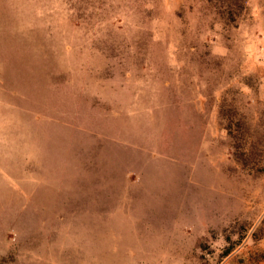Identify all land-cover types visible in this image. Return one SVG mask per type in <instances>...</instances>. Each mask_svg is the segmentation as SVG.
<instances>
[{"label":"rangeland","instance_id":"obj_1","mask_svg":"<svg viewBox=\"0 0 264 264\" xmlns=\"http://www.w3.org/2000/svg\"><path fill=\"white\" fill-rule=\"evenodd\" d=\"M0 264H264V0H0Z\"/></svg>","mask_w":264,"mask_h":264}]
</instances>
